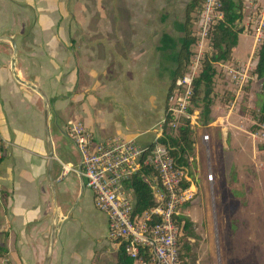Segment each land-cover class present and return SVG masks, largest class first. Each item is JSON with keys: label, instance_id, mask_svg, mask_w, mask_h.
Segmentation results:
<instances>
[{"label": "rangeland", "instance_id": "1", "mask_svg": "<svg viewBox=\"0 0 264 264\" xmlns=\"http://www.w3.org/2000/svg\"><path fill=\"white\" fill-rule=\"evenodd\" d=\"M190 1L55 0L54 17L58 21L54 30L56 55L58 57L60 50L65 49L71 60V72L65 74L61 71L64 74L57 78L58 92L63 93V88L70 89L71 81L82 79L85 85L83 92H87L84 100L91 109L95 105V113L102 115L107 127L118 126L125 133L143 134L144 139H148L146 143L150 144L164 125L170 77L174 69L169 58L172 53L159 49L162 47L161 37L167 34L178 42L182 37L179 25L185 20ZM242 1L244 17L240 27L244 33L238 37L230 62L255 63L262 41H257L258 26L253 24L246 8L247 1ZM22 11H27L31 25L37 24V16H42L39 10H33L32 15L31 11ZM199 16L196 12L193 14L195 19ZM196 21L193 20V33ZM23 36H33V33L25 27ZM21 42L20 46L27 49L22 52L30 56L46 45L33 40ZM178 48L179 43L176 50ZM200 49L206 54L212 53L211 41L201 47L195 42L191 55ZM12 55L11 43H1L0 64L8 68ZM24 58L19 60L21 65L27 60ZM70 60L66 59L67 62ZM36 61L32 58L31 62ZM59 63L62 65V61L55 58L49 67ZM216 70L212 117L230 114L226 123L228 136L224 140L220 130L210 133L200 123L201 110L191 107L194 118L191 127L196 146L187 171L198 194L190 214L186 209L183 212V216L194 223L193 236L181 242L182 245L190 243L191 248L188 255L183 252L184 261L185 264H264V125L253 120V113L258 111L264 100L261 82L252 79L243 94L236 96L230 79L221 75L219 67ZM251 70L250 67L249 72ZM45 77L46 74L35 75V80L42 84ZM9 79H5L4 85L7 80L10 86L17 85L12 75ZM72 91L71 98L77 92ZM72 101L71 109L75 113L71 117L76 118L80 97ZM10 112L14 118L23 120L22 126L28 125L27 111L21 105L12 103ZM56 118L60 117L53 115V120ZM240 126H245L251 134H262L261 137H252L260 151L259 156H254L252 140L240 132ZM113 135L109 138L116 137ZM49 136L54 155L59 160L72 162L76 159L74 144L61 125L52 123ZM255 159L258 165H254ZM59 203L57 199V205ZM78 224L79 228L70 231L69 236L79 254L88 249L91 241L96 245L94 264H117L116 243L97 238L99 234L91 230L90 224ZM3 260L6 259L0 255V264Z\"/></svg>", "mask_w": 264, "mask_h": 264}, {"label": "crops", "instance_id": "2", "mask_svg": "<svg viewBox=\"0 0 264 264\" xmlns=\"http://www.w3.org/2000/svg\"><path fill=\"white\" fill-rule=\"evenodd\" d=\"M54 7L55 0H0V44L15 41V72L20 80L13 74L12 55L9 69L0 64V135L4 152L0 164V245L6 251L3 256L7 264H94L96 245L93 242L89 241L88 249L80 254L73 247L69 232L79 228L78 222L90 224L91 230L99 234L97 238L108 240V217L94 206L93 194L80 174L81 161L76 148V159L72 162H62L54 155L53 142L49 136L52 123L61 125L67 135L66 129L78 121L99 141L115 134L113 136L134 139L138 144L148 147L156 140L147 144L148 139H144L143 134L125 133L118 126L107 127L102 115L95 113V105L91 109L84 100L87 92H83L85 85L82 79L71 81L70 89L63 88V93L58 92L57 78L64 74L61 71L65 74L71 72V60L65 49L60 50L58 57L56 55L54 30L58 21L54 17ZM22 10L31 11V15L33 10H39L42 16H37L39 21L31 25L28 23L31 18L27 17V11ZM25 27L31 30L33 36H23ZM21 40L24 43L33 40L46 45L39 47L40 50L30 56L22 52L27 49L20 46ZM11 48L14 54L12 43ZM21 57L27 59L22 65L19 62ZM32 58L37 61L31 62ZM55 58L62 61V65L59 63L58 66L49 67ZM45 74L47 77L42 84L35 80V75ZM11 75L17 85L8 84ZM5 79L8 80L4 85ZM72 90L77 91L73 98ZM77 96L80 97V109L78 117L73 118L71 115L75 111L71 109L72 99L75 100ZM12 103L21 105L27 111L26 127L22 126L24 123L20 117L14 118V114H11ZM53 115L60 118L53 120ZM229 115H211L212 121L205 128L210 133L220 130L225 136L224 140L227 139L226 123ZM240 127V132L252 140L254 156H259L260 151L252 139L254 136L245 126ZM254 161V165H258L257 159ZM57 199L60 202L58 205ZM196 202L186 209L187 214H190ZM118 248L116 244V262Z\"/></svg>", "mask_w": 264, "mask_h": 264}, {"label": "built area", "instance_id": "3", "mask_svg": "<svg viewBox=\"0 0 264 264\" xmlns=\"http://www.w3.org/2000/svg\"><path fill=\"white\" fill-rule=\"evenodd\" d=\"M246 1L253 24L258 26L255 37L257 41H263L264 0ZM222 19L221 0H204L194 33L200 47L211 41V33ZM205 55L201 49L197 51L192 56L187 73L174 84L168 105L175 121L189 120L193 124L194 118L188 109ZM216 67L233 83L236 96L243 94L252 79H257L252 75L256 62H222ZM250 67L252 70L249 72ZM66 132L80 156V174L93 194L94 206L108 217V240L116 244L124 243L125 253L132 264H185L181 256V239L185 232L180 218L184 217V210L195 203L197 191L187 169L177 167L168 149L157 143L162 137L163 127L150 148L122 136L99 141L79 122L70 125ZM252 135L261 137L262 134ZM3 157L0 135V164ZM144 166L152 168L157 174L154 181L147 177L144 179L155 191L157 205L137 215L134 213V196L126 188V183ZM6 262L3 260L2 264Z\"/></svg>", "mask_w": 264, "mask_h": 264}, {"label": "trees", "instance_id": "4", "mask_svg": "<svg viewBox=\"0 0 264 264\" xmlns=\"http://www.w3.org/2000/svg\"><path fill=\"white\" fill-rule=\"evenodd\" d=\"M202 1L191 0L186 7L185 20L179 25V32L182 37L178 42H175L172 36L167 34L162 35V47L159 48L163 52H171L169 56L174 69L172 71L170 81L171 86L168 89L167 101L164 112V125L162 137L157 143L164 145L179 168H189V161L194 155L193 130L189 120L175 121L174 116L169 112L168 98L173 93L174 84L177 79L183 77L189 68L192 60L191 49L196 42L194 33L192 32L193 20L198 19L193 17L196 12L198 15L202 10ZM223 19L216 24L211 33V50L212 53L206 54L202 63V71L200 76L194 82L193 95L190 100V107L188 113L192 115L195 107L201 110L200 123L203 126H208L212 119V95L214 92V81L216 78V65L222 62L231 63L233 60V50L237 46L238 37L244 33L240 27L244 13L242 0H221ZM196 21V22H197ZM197 24V23H195ZM173 38V39H172ZM179 43V48L177 44ZM165 58H168L166 56ZM254 76L261 82V94L264 97V40L256 53V67L253 72ZM253 120L258 125H264V100L257 112L253 113ZM154 145L152 143L147 148ZM145 177L154 181L157 177L156 172L150 167H142L132 178L127 181L126 188L129 189L135 200L134 213L142 215L157 205L155 191L145 182ZM158 188L160 186L157 185ZM180 222L184 223L185 235L181 239L191 238L193 236V227L189 219L185 217L180 218ZM117 264H132L133 262L127 257L125 253V244L118 243ZM190 243L182 245V252L187 255L190 252ZM6 251L0 245V255H4ZM184 261L185 255H181ZM185 262V261H184Z\"/></svg>", "mask_w": 264, "mask_h": 264}, {"label": "water", "instance_id": "5", "mask_svg": "<svg viewBox=\"0 0 264 264\" xmlns=\"http://www.w3.org/2000/svg\"><path fill=\"white\" fill-rule=\"evenodd\" d=\"M11 43L13 45V49H14V55H13V60H12V69H13V74L15 76L16 79L19 80V78L17 77V74L15 72V65H16V59H17V47H16V43L15 41L11 40ZM20 81V80H19ZM45 99V102H46V98L44 95H42ZM47 103V102H46Z\"/></svg>", "mask_w": 264, "mask_h": 264}]
</instances>
